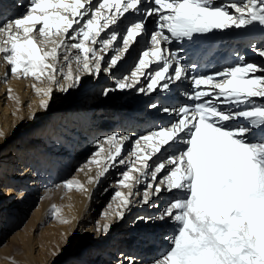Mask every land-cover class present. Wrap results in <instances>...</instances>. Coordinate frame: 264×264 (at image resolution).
Segmentation results:
<instances>
[{
	"label": "snow or ice",
	"instance_id": "snow-or-ice-1",
	"mask_svg": "<svg viewBox=\"0 0 264 264\" xmlns=\"http://www.w3.org/2000/svg\"><path fill=\"white\" fill-rule=\"evenodd\" d=\"M25 7V13L0 23V54L18 78L31 76L39 83L47 80L58 84L59 72L69 82L60 85L64 92L80 84L81 71L99 75L102 61L107 64L104 71L111 74L130 46L139 44V38L147 33L149 17L157 20V30L150 35L151 47L142 49L131 80L124 77L116 81L121 90L138 83V73L149 81L139 89L142 93H172L173 86L178 88L189 78L190 69L182 64L184 56L180 54L184 49L169 51L162 44L176 41L183 45L192 42L196 34L257 25L264 33V0H100L97 5L92 0H28ZM101 32H105L104 37ZM48 44L53 46L45 47ZM61 49L67 71L57 68ZM71 49L77 50L74 57L69 55ZM109 49L115 54L105 61L100 53ZM254 50L264 58V47ZM153 63L156 67L145 72ZM216 76L222 79L191 75V90L183 93L191 104L178 108L163 102L151 105L174 114L176 119L140 138L151 147L150 154L138 156L142 168L135 170L141 175L133 178L124 172L120 181L129 187L127 181L138 182L150 173L153 183L147 185L143 203L153 195L172 193L173 198L157 218L170 220L175 228L165 237L168 250L152 264H264V102L253 99L264 100V64L242 60L236 66L224 67ZM202 85H210L211 91L202 90ZM33 88L44 97L40 107L47 110L52 87L34 83ZM109 91L103 94L107 96ZM126 139L116 134L106 138L115 148L108 159L116 160L121 153L120 142ZM156 154L159 162L153 167L148 161ZM98 156L90 163L100 166ZM107 170L105 164L99 174ZM162 171L166 174L157 182ZM64 187L84 190L75 180L65 181ZM116 196L122 197V205H129L121 192ZM51 212L62 223H69L61 217L60 208L53 205ZM115 215L123 219L124 212ZM110 227L105 223L97 231L106 234Z\"/></svg>",
	"mask_w": 264,
	"mask_h": 264
},
{
	"label": "bare ground",
	"instance_id": "bare-ground-1",
	"mask_svg": "<svg viewBox=\"0 0 264 264\" xmlns=\"http://www.w3.org/2000/svg\"><path fill=\"white\" fill-rule=\"evenodd\" d=\"M217 2L241 3L243 0H217ZM27 3L28 0H0V23L25 13ZM148 20L155 22L153 28L157 30L156 17H149L146 23ZM105 32H101V37L105 36ZM165 34L170 35L167 32ZM139 39V44L130 46L129 52L123 55L118 64L111 69V74L103 69L99 75L94 76L96 78L92 82V75L81 71L79 72L80 84L69 88L66 92L60 90L61 84L69 83L64 79L54 84V87L49 83H39L31 76L23 78L19 83L10 81L8 84L17 92L15 96L20 103L25 105L30 102L31 104L22 109L18 107L17 109L22 111L19 116L12 112V106L8 103L7 85L0 81V264H3L1 260L12 248L21 244L25 246L28 243L30 240L28 233L35 227L36 221L41 218V212L46 209L44 204L48 201L47 195H50L53 187L64 185L68 178V171L75 168L77 159H79L76 156L85 155L97 146L103 148L106 153L103 162L99 167L97 165L84 166L76 175L80 177V184L83 185L84 190L71 192L62 201L65 206V217L63 218H68L69 223H62L59 218L54 226L56 237L54 250L60 256L57 264H68L72 259L73 264H112V261L116 259H118L116 264H152L153 260L161 258L168 250L169 242L165 237L172 235L175 225L170 220H159L157 217L160 213L157 214V212L160 207L165 208L169 204L173 198L172 193L162 192L158 196L153 195L148 203H143V193L147 188L145 181L151 179L150 173L147 178H141L138 182L136 179L127 181L129 187H124L120 183L124 172H129L133 178L140 177L141 173L135 170L142 168L138 156L151 153V147L140 138L176 119L174 114L170 115L157 110L151 105L147 109L146 102L149 101L152 104L163 102L176 108L182 104H191L192 101L183 95L184 92L191 90V75H212L216 80H220L222 77L216 76V73L222 71L224 67L241 64L242 60L264 64V58L254 50V48L264 47V33H261L260 26L257 25L254 28L250 26L248 29L233 28L223 32L215 31L214 34H196L192 42L185 41L183 45L176 41L171 44H162V48L169 51H176L182 47L184 49L180 53L184 56L182 64L190 69L189 78L178 88L173 86L172 93L159 90L150 93L140 92L139 89L146 87L149 81L146 76L139 73L135 78L139 82L133 87L121 90L116 86V81L119 80L116 76L132 64L141 54L142 49L151 47L148 33ZM45 47L50 48L49 44ZM95 47L99 49L100 45L97 44ZM72 52L74 49L69 50V55ZM64 54V49H61L58 69L63 64H65L64 70L67 69L68 62L63 59ZM100 54L104 55L105 59H109L115 53L109 49L107 53ZM71 63L74 74H76L77 67L74 66L73 60ZM155 67L153 63L150 69L144 71L149 72ZM1 69L0 66V76ZM133 71H136V68L129 74L126 73L125 77L131 80ZM99 82L110 86V88L106 86L104 92L111 91L107 96L104 95L96 101L95 99L99 96L95 94L97 90L95 83L99 84ZM34 83L37 87L51 86L53 89L47 112L40 110V101L44 97L36 93L33 88ZM201 89L211 91V86L202 85ZM253 99L257 103L264 102L261 98ZM89 100H93L94 104L90 105ZM96 106L97 108L93 109ZM28 109L35 113L34 117H28ZM91 110L94 116H91ZM62 112H66L64 119L61 117ZM101 118V122L96 124L97 119ZM35 131L37 132L31 141V138L25 134L32 135ZM113 134H116L118 138L128 137L120 142L121 153L115 161L107 158L110 152L113 154L115 152L114 146L106 142V138ZM17 137L19 138L18 146L14 147L13 143ZM138 140L140 141L139 148ZM128 148L130 151L124 156L123 151ZM74 149L78 152L73 153ZM158 156L159 154L153 155L148 163L154 167V162H159ZM120 160L124 163L121 164ZM105 164L108 170L100 175ZM165 173L162 171L158 174L157 182L163 179ZM103 182H106L109 189L102 194L101 198L112 194V190L116 188L129 199L130 203L124 206L121 203L122 197L116 196L111 200L112 205L107 213L95 222L89 211L93 209L94 201L92 200L99 190V184ZM150 183L153 182L150 181ZM160 186L164 187L162 184ZM130 192L131 195H129ZM103 202L104 199L102 204ZM98 206H100L99 201L94 204L95 208ZM121 210L124 212L123 219L115 215ZM91 222H93V227H88L87 224ZM105 223L111 225L109 232L106 234L98 232L97 228ZM69 228L70 234L75 236L80 229L82 238L90 236V231L95 230V237L99 240V244L96 245L98 248L101 247L100 255L97 254L100 261L93 263L90 256L87 257L95 244H92L91 248L88 244L84 249L76 251L77 258L71 254H61L62 243L64 242L65 247H68L75 238L65 237ZM38 247L34 244L30 248L33 258ZM87 247L89 250L85 252ZM116 251L121 253L118 254Z\"/></svg>",
	"mask_w": 264,
	"mask_h": 264
},
{
	"label": "rangeland",
	"instance_id": "rangeland-1",
	"mask_svg": "<svg viewBox=\"0 0 264 264\" xmlns=\"http://www.w3.org/2000/svg\"><path fill=\"white\" fill-rule=\"evenodd\" d=\"M94 5H97L100 0H94L92 1ZM155 22L154 21H150L148 20V22L146 23V28H147V33H148V38L150 39V35L152 32L156 31L155 28H153ZM57 39V38H54ZM71 43V42H70ZM53 45L49 44V47H52ZM90 46V45H89ZM120 47H122V44L119 45ZM77 54V50L74 49V52H72V54L70 56H75ZM142 54V51H141ZM139 54V56L141 55ZM137 56L135 58V60L132 62V64L128 65L125 69V71L119 73L118 76H116L118 79H122L125 77L126 73H130L134 68L135 65L138 61V57ZM0 60H1V70H2V74L0 76V81L4 82L7 85V90L9 91V89H11V93H9V99H8V103L12 106L11 110L12 112H15L18 114L22 113V111L18 110L17 108L20 107L21 109L24 107L26 108L27 105L30 104V102L26 103L25 105L23 103H20V101L17 99V97L15 96V94L17 93L13 88H11V85L8 84L10 83V81L12 82H16L19 83L23 78H18L17 76L13 75L10 71V65H8L4 60H3V55L0 54ZM108 59H105V61H107ZM74 62V66H76L75 61ZM62 67H65V64L62 65ZM77 67V66H76ZM107 67V64L105 62H102V70L105 69ZM67 71V69L65 70ZM7 73V77H5V74ZM95 75H92V82L94 81V79L96 77H94ZM57 79L59 82H61L63 80V76L59 73L57 75ZM44 83L47 84L49 83L47 80H44ZM5 85V86H6ZM22 86V85H21ZM52 86L54 87V84H52ZM95 86L97 87V90L95 92L96 95H98L99 97L96 98V101H99L100 98H103L104 94V88L107 86L102 84L101 82L95 83ZM108 88H110V86H107ZM6 88V87H5ZM60 94V93H59ZM60 98H61V94H60ZM65 100V98H63ZM90 105L94 104L93 100H89ZM31 105V104H30ZM152 105V102L147 101L146 102V108L148 109V106ZM97 108L94 107L93 109ZM99 108V106H98ZM41 111H46L44 109H42L40 107ZM28 117L32 118L35 116V113L31 110L28 109ZM47 112V111H46ZM93 110H91L90 114L91 116H94V113H92ZM100 112V111H99ZM64 114V115H63ZM57 115V114H56ZM66 116V112L65 113H61V117L64 119V117ZM49 119V118H48ZM47 119V121H48ZM101 119H97L96 124H99L101 122ZM57 121V120H55ZM54 121V122H55ZM59 121V120H58ZM57 121V122H58ZM58 124V123H57ZM37 131L34 132V134H25L27 135V137L31 138V141L33 140L35 133ZM19 138H16V141L13 143L14 147L18 146ZM87 144H85L86 146ZM130 151V148H128L127 150L123 151V155L125 156L126 154H128ZM78 151H76V149L73 150V153H77ZM99 153V156L97 157V159H99L101 161V163L104 160V156H105V151H101V148L99 146H97L93 151H90L89 153H86L85 155H81V156H76L77 159V163L75 168L72 171H68V178L66 181L69 180H75V181H79L80 182V177H76V175L80 172V170L84 167V166H88V165H97L95 163H90V161L93 160V157L96 156V154ZM69 154V153H68ZM99 167V166H98ZM97 167V168H98ZM166 174V173H165ZM164 174V175H165ZM151 179H148L145 181L146 186L150 183ZM108 186H106V182L100 183L99 184V190L97 192V194L95 195V198L92 200L94 201V204L98 203L99 201V205L97 208L94 207V204L92 205L93 209L91 211H89L91 213V215H93V220L95 222H97V220L102 216L105 215L108 211V209L111 207V200L114 199L116 197V193L118 192V190L115 188L114 190H112V194H107L105 197H102V194L106 192ZM77 191L76 188H73L71 190L66 189L64 187V185L60 186V187H53V191L50 193V195H47L48 197V201L44 204L46 209L43 210L41 212V218L39 220H37V224L35 225V227L33 229L30 230V232L28 233L29 235V241L28 243L23 246L22 244L20 246H17L15 248H12L9 253L7 254V256L4 257V259L1 260V262L3 264H57L58 259L60 258V256H58L59 254L55 253V248H56V244H55V230H54V226L56 225V221H58V217L53 215L51 212L52 206L55 205L56 207L61 209V217H65V211L64 208L65 206L63 205L62 201L64 200V198L66 197L67 194L71 193V192H75ZM104 199V202L102 204V200ZM159 200V199H158ZM49 202V203H48ZM155 201H153L154 203ZM47 204V205H46ZM156 204V203H154ZM91 207V208H92ZM164 207H160L158 209L157 214H159L161 211H163ZM68 219V218H67ZM2 221V219H1ZM88 227L92 226L93 227V222H91L90 224H87ZM95 225V223H94ZM87 227V226H86ZM67 236H71V237H75L74 240L68 245V247H65L64 242L62 243V249H61V254H71L73 256H76V258L78 257V253L76 251H80L81 249H84V247L86 245H90L89 248H91L92 244H95L92 247V252L87 254V257L90 256V259L93 261V263H95L96 261H100L101 259H99V251L101 250V247L98 248L96 244H99L97 240V238L95 237V230L92 229L90 231V236L88 237H83L80 233V229H78V233L75 236L74 234H70V228L69 231L67 233V235L65 236L67 238ZM1 239V237H0ZM1 241V240H0ZM89 242V243H88ZM35 244V246H39L36 251V253H34V258L32 257V255L30 254V248ZM89 248L87 247L84 251H88ZM98 248V249H96ZM67 249V250H66ZM64 251H66V253H64ZM94 252V253H93ZM84 253V252H83ZM116 253L120 254L121 252L116 251ZM118 259H116L117 261ZM116 261H112V264H116ZM103 262V260H102ZM68 264H73V259L72 261L68 262ZM96 264V263H95ZM105 264V263H103Z\"/></svg>",
	"mask_w": 264,
	"mask_h": 264
}]
</instances>
